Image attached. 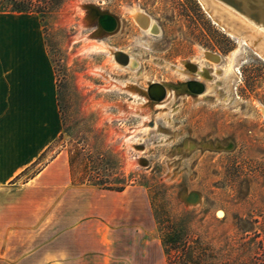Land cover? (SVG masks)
<instances>
[{
    "label": "rangeland",
    "instance_id": "obj_1",
    "mask_svg": "<svg viewBox=\"0 0 264 264\" xmlns=\"http://www.w3.org/2000/svg\"><path fill=\"white\" fill-rule=\"evenodd\" d=\"M213 5L223 25L264 44L263 32ZM90 8L115 19L112 33L98 31V21L87 18ZM133 10L149 15L159 34L144 35ZM21 37L31 47L43 43L63 127L28 176L65 151L73 157L74 184L99 189L94 184L106 179L124 181L128 192L149 199L157 221H183L194 239L231 258L264 260V62L251 47L241 45L224 75L237 39L198 0H65L43 19L0 13V53L4 39L18 52ZM92 43L127 53L135 69L115 67L107 52H88ZM202 51L220 55V64L199 61ZM187 62L212 71L197 76L205 81L204 95L171 91L164 109L148 119L129 114L128 104L144 99L121 87L130 83L143 92L150 82L183 84ZM143 123L147 130L134 131ZM164 226L156 223L159 240Z\"/></svg>",
    "mask_w": 264,
    "mask_h": 264
},
{
    "label": "crops",
    "instance_id": "obj_2",
    "mask_svg": "<svg viewBox=\"0 0 264 264\" xmlns=\"http://www.w3.org/2000/svg\"><path fill=\"white\" fill-rule=\"evenodd\" d=\"M25 39L0 53V264H166L147 197L73 184L65 151L27 175L63 127L48 54Z\"/></svg>",
    "mask_w": 264,
    "mask_h": 264
},
{
    "label": "bare ground",
    "instance_id": "obj_3",
    "mask_svg": "<svg viewBox=\"0 0 264 264\" xmlns=\"http://www.w3.org/2000/svg\"><path fill=\"white\" fill-rule=\"evenodd\" d=\"M198 2L201 5V7L204 9V11L207 13V15L210 17V19L215 24H217L227 34H229L232 37H236V39H237L238 47L235 50H233L232 53L228 56L229 61L227 62L228 64H227L226 68L224 69V72H223L224 75L228 74L232 70L231 69L232 58L236 54L237 51L238 52L240 51L239 48L241 47V45H246V46L251 47L253 52L255 53V55L264 62V54H263L264 44L261 45L260 42H258L259 40L251 41L249 39H245V37L238 34L239 32L236 33L234 31H232V29L226 27V25H223L222 22L224 23V21L218 20V17H216L212 13V10L209 11L208 10L209 8H207V3L214 4L212 1H210V0H198ZM261 3H263V5L261 7H259V5ZM214 5H216V4H214ZM216 6H218V5H216ZM262 7H264V0L258 1V3L255 4L254 9L256 8V10L258 12H261ZM227 12H229V11H227ZM229 13H231V12H229ZM231 14L235 17L236 20H239V22H241L242 24H245L248 27H250L253 30V32H255V33L263 32L262 31L263 28L261 29L259 24H258L259 26L257 25V27L253 26L251 23H248V22L240 19L239 17L235 16L233 13H231ZM259 14H261V13H259ZM101 16H102V14L98 13L95 9L90 8L89 9V15L87 16V18L89 20L98 21V19ZM131 17L134 19L136 24L142 30L144 35L156 36L159 34V27H158L157 23L154 22L151 19V17L149 15H147L146 13H144L143 11L133 10L131 12ZM260 17H261V21H263L264 18L262 17V15ZM98 25H99V28H98L99 32H111V33L113 32V30L109 31L107 28L101 26L99 23H98ZM253 27H255L256 29H254ZM262 38L264 39V37H262ZM257 43H259L258 44L259 47L256 46ZM87 50H88V52H90V51L107 52L108 58L113 60L115 67L135 69V64L133 63V58L131 56H129L127 53L122 52V51L114 52L108 46L104 45L103 43H92L87 48ZM221 59L222 58L220 55L213 53V52H210V51H202L200 53V56H199V61L210 62V63L214 64L215 66H218L220 64ZM199 67H198L197 75L200 76L201 78L205 79L206 74H205L204 70L202 68H199ZM185 68L188 69L187 63H185ZM188 71H190V70H188ZM217 71L215 68L214 72H217ZM182 72H184V71H182ZM201 72H203V73H201ZM196 86H197V84H194L193 82L188 83V84L184 83V84H175V85L167 83V82H150L149 85L147 86V88L144 89L143 92H140L133 84L128 83L125 86L121 87V90H125V91L129 92V94H131V96H133L134 98L135 97L136 98L141 97L144 99L143 104H139V105L138 104H128L129 106H127V110L129 112V114L130 113H132V114L142 113V114L146 115V116H144V117H146L145 119H148V116L150 114L154 113L155 110L164 109L163 108L164 98L168 97L171 94V91H174L175 93L181 92L183 94L190 95V96L195 95V96L201 97L202 95H204L205 90L203 92V88H202V90L200 92H197L195 90ZM187 87L189 88V90H187ZM259 109L264 116V108L260 106ZM144 126H145V124L143 123V125H141V127L136 128L134 131H136L138 129L147 130L148 128H146ZM130 144H131V142H130Z\"/></svg>",
    "mask_w": 264,
    "mask_h": 264
},
{
    "label": "trees",
    "instance_id": "obj_4",
    "mask_svg": "<svg viewBox=\"0 0 264 264\" xmlns=\"http://www.w3.org/2000/svg\"><path fill=\"white\" fill-rule=\"evenodd\" d=\"M65 0H0V13H17V14H38L41 19L50 15L57 10ZM57 101L59 112L62 120L61 106L59 103L58 89ZM77 151L75 155L80 154ZM69 164L72 169V155H68ZM89 161V158H85ZM72 183L73 175H72ZM77 185H83L79 183ZM94 186L101 190L121 192L127 186V183L117 179H106ZM157 224L165 225L162 231L160 242L166 256V264H264V260L251 259L240 261L231 258L229 255H223L219 251H215L208 244L202 243L199 239H194L190 229L183 221L158 220Z\"/></svg>",
    "mask_w": 264,
    "mask_h": 264
},
{
    "label": "water",
    "instance_id": "obj_5",
    "mask_svg": "<svg viewBox=\"0 0 264 264\" xmlns=\"http://www.w3.org/2000/svg\"><path fill=\"white\" fill-rule=\"evenodd\" d=\"M214 4L218 5L219 7L233 13L235 16L239 17L240 19L251 23L253 26H256L259 24L260 28L264 32V20L261 21V15L264 18V7L261 8V12H258L256 10L255 4L258 3L260 0H210ZM263 3L259 5L261 7ZM253 6V7H252ZM208 10L211 11L213 7L210 3H207ZM261 13V14H259ZM101 14V13H100ZM98 23L107 28L109 31H112L115 29L116 22L113 17L107 14H102V16L98 19ZM258 25V26H259ZM259 43H257L256 46H258ZM264 54V50H263ZM197 84V83H194ZM197 92H200L202 90V86L197 84L196 89Z\"/></svg>",
    "mask_w": 264,
    "mask_h": 264
},
{
    "label": "flooded vegetation",
    "instance_id": "obj_6",
    "mask_svg": "<svg viewBox=\"0 0 264 264\" xmlns=\"http://www.w3.org/2000/svg\"><path fill=\"white\" fill-rule=\"evenodd\" d=\"M187 64H188V69L184 67V70H185L186 73H188V74L191 73V74H190L189 77H186L185 80L182 81V82H180V83L188 84V83L193 82V83L200 84V85H202L203 92H204V90L206 89V84H205V81H204V80H200L199 77H197V76H198V75H197V72H198V67H197V65H196L195 63H193V62H187ZM188 70H190V71H188ZM194 71H195L196 73H195ZM211 72H212V71H208V70L205 68V73H206L208 76L212 75ZM201 73H203V72H201ZM177 83H179V82H176V84H177ZM187 90H189L188 87H187ZM185 95H186V94H185ZM187 96H190V95H187ZM193 97H194V96H193Z\"/></svg>",
    "mask_w": 264,
    "mask_h": 264
}]
</instances>
